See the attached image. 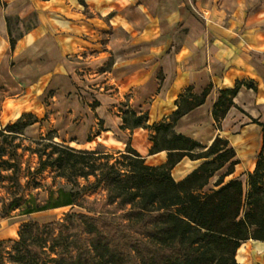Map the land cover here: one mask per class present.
I'll use <instances>...</instances> for the list:
<instances>
[{
  "label": "crops",
  "instance_id": "1",
  "mask_svg": "<svg viewBox=\"0 0 264 264\" xmlns=\"http://www.w3.org/2000/svg\"><path fill=\"white\" fill-rule=\"evenodd\" d=\"M238 84L218 126L214 106ZM94 86L112 100L130 96L131 109L146 113L150 126L167 120L188 89L198 95L209 89L205 104L182 116L176 131L207 146L217 137L228 141L245 179L263 149L254 120L264 123V0H0L4 127L32 115L37 122L27 132L49 113L50 127L69 117L85 131L93 111L81 95ZM48 88L55 92L47 104ZM142 101H149L145 109ZM138 129L126 130L128 143L147 165L166 164V151L150 154V130ZM200 164L186 157L172 175L180 181ZM236 259L264 264V242L246 241Z\"/></svg>",
  "mask_w": 264,
  "mask_h": 264
},
{
  "label": "trees",
  "instance_id": "2",
  "mask_svg": "<svg viewBox=\"0 0 264 264\" xmlns=\"http://www.w3.org/2000/svg\"><path fill=\"white\" fill-rule=\"evenodd\" d=\"M7 21L12 19L7 17ZM11 43L14 46L13 38ZM239 88L240 84L221 92L213 109L218 126L234 105ZM209 92L206 89L198 95L188 89L176 102L177 110L152 126L146 113L137 114L130 107L123 112V130H150V154L167 152L168 161L162 166L147 165L130 143L115 156L75 149L54 141L50 134L34 142L35 149H25L37 156L38 166L27 168L22 188L17 151L0 145V181H9L12 190L7 213L19 211L31 217L74 206L95 212L93 216L67 213L45 224L30 218L20 226L16 240L0 243V264H239L236 255L243 243L264 242V137L256 168L246 174L247 181H226L238 164L228 141L217 137L207 147L175 130L182 116L205 104ZM36 122L34 116L24 115L4 129L16 133ZM254 122L264 136V123ZM186 157L202 162L176 181L172 170ZM227 165L214 189L205 192ZM47 170L65 184L52 188L41 183L38 176ZM99 189L105 192L104 201L86 197Z\"/></svg>",
  "mask_w": 264,
  "mask_h": 264
},
{
  "label": "rangeland",
  "instance_id": "3",
  "mask_svg": "<svg viewBox=\"0 0 264 264\" xmlns=\"http://www.w3.org/2000/svg\"><path fill=\"white\" fill-rule=\"evenodd\" d=\"M12 23L17 26L16 20H13ZM109 67L110 63L107 68ZM95 70L97 72H100L101 70H104V66L99 69L96 67ZM81 79H83V77H81ZM91 89L93 90V92L87 90V94L82 93L81 95L84 102H86L93 111V114L91 116L92 124H87V128L85 131L80 123H76L77 119L74 120V118L69 117H62V119L59 120V127H50L49 123L51 122L52 117L49 113H47L44 120H42L44 123L40 122V125H36L34 126V128L27 129V132L21 130L16 133L8 132L4 129L3 124L0 122V145L6 147L11 152L16 150L19 156H15V159L20 160V162L22 163V172L20 176L22 188L25 186L27 181V179L25 178L27 168L30 167L32 168V170H34L38 166L37 156L31 155V153L25 151V149H35L37 146L36 144H34V142L40 141L42 137H45L47 135L51 134L54 137V141L65 143V145L73 147L75 149L89 151L101 150L111 153L115 156H118V153L120 151H124L126 149L129 144V133H127L126 130L122 129L123 120H119L117 117L121 118L123 112L127 110L126 108L128 106L130 108L132 107L130 96L127 95L122 99L118 100L115 98L114 100H112L108 97L102 96L100 88L94 86L91 87ZM54 92V88L46 89L45 95L43 97L45 103H50L48 97L52 96V93ZM148 103L149 101L140 102V108L145 109ZM30 120H32V118ZM135 130L138 133L140 132L139 129ZM108 131L109 133H106ZM138 133L137 138L140 139V135ZM131 134H133V131H131ZM126 143L128 144L125 146L124 150H119V148H123ZM228 167L229 165H227L223 170L218 172L211 179L209 185L204 189L205 192H209L214 189V183L221 175L227 172ZM240 173V170H237V168L235 167L232 179H240L243 182H246L247 176L245 177V179H242L243 177H241L242 175ZM9 174L10 172H2L3 176H7ZM53 175L54 174L51 170H47L41 176H38V178L41 183L46 184L52 188H56L65 184L64 181H61L59 179L54 180ZM1 179L2 178H0V180ZM91 181H94V179L92 178ZM79 182L82 185L86 184V182L82 179ZM10 185L11 183L7 180L3 182L0 181V243L8 240H16L18 238V231L20 226L24 222H27L30 218L33 221L45 224L58 221L62 219L63 216L67 213L89 214L92 216L95 213L89 212L88 210L77 206L50 210L44 213L32 215L31 217L21 216L19 211L7 213L6 206L10 202L11 196L9 193L12 191L9 189ZM86 197L90 201L97 200L98 202H102L105 199V192L99 189L96 192H90ZM96 209L100 210V206H96ZM120 215L121 212L117 213L115 216ZM115 221L116 223L124 224V222L120 219H116Z\"/></svg>",
  "mask_w": 264,
  "mask_h": 264
}]
</instances>
